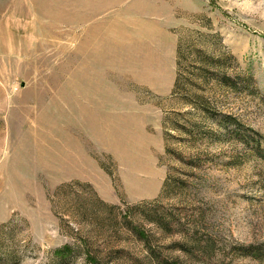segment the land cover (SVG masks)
I'll use <instances>...</instances> for the list:
<instances>
[{
  "label": "rangeland",
  "instance_id": "1",
  "mask_svg": "<svg viewBox=\"0 0 264 264\" xmlns=\"http://www.w3.org/2000/svg\"><path fill=\"white\" fill-rule=\"evenodd\" d=\"M0 264H264V0H0Z\"/></svg>",
  "mask_w": 264,
  "mask_h": 264
},
{
  "label": "trees",
  "instance_id": "2",
  "mask_svg": "<svg viewBox=\"0 0 264 264\" xmlns=\"http://www.w3.org/2000/svg\"><path fill=\"white\" fill-rule=\"evenodd\" d=\"M176 89H177V86H176ZM197 100H198V102H196V103H193L192 102V105L195 107V108H197V109H201L203 112H206V111H208V109L202 104V100L200 99V98H197ZM189 134H191V132H188ZM192 136H193V134H191ZM172 182V180L170 179L169 180V182H168V184H170ZM173 184L174 185H181V186H184L185 185V182L184 181H181V180H174L173 179ZM60 254V256L61 255H65V251H62V252H59Z\"/></svg>",
  "mask_w": 264,
  "mask_h": 264
}]
</instances>
